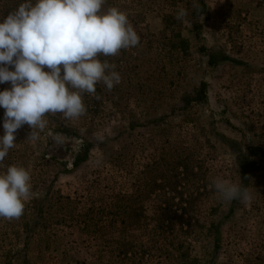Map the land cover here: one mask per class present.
Instances as JSON below:
<instances>
[{
  "label": "rangeland",
  "instance_id": "rangeland-1",
  "mask_svg": "<svg viewBox=\"0 0 264 264\" xmlns=\"http://www.w3.org/2000/svg\"><path fill=\"white\" fill-rule=\"evenodd\" d=\"M113 7L140 37L99 57L121 82L84 93L80 117L46 114L35 140L24 125L0 162L31 176L22 215L0 218V264H264V0ZM243 176L250 203L212 186Z\"/></svg>",
  "mask_w": 264,
  "mask_h": 264
},
{
  "label": "clouds",
  "instance_id": "clouds-1",
  "mask_svg": "<svg viewBox=\"0 0 264 264\" xmlns=\"http://www.w3.org/2000/svg\"><path fill=\"white\" fill-rule=\"evenodd\" d=\"M105 0H22L0 19V162L16 144V132L32 128L29 140L46 128L48 113L77 118L86 111L83 94H95L102 82L111 91L121 82L116 65L99 57L134 48L140 37L126 13L103 11ZM45 68L49 69L48 71ZM30 172L9 165L0 172V218L22 215L31 195ZM224 201L250 203L251 190L229 179L212 181Z\"/></svg>",
  "mask_w": 264,
  "mask_h": 264
},
{
  "label": "trees",
  "instance_id": "trees-1",
  "mask_svg": "<svg viewBox=\"0 0 264 264\" xmlns=\"http://www.w3.org/2000/svg\"><path fill=\"white\" fill-rule=\"evenodd\" d=\"M182 42H184V41H182ZM101 146H102V144H101ZM93 147V145H91V144H89V143H86V145H85V153H84V155L83 156H81V157H78V159H77V163H75V167L77 166H79V163H81V162H83V158L85 157V155L87 154V153H89L90 152V149ZM245 170V172H247L246 171V169H244ZM244 172V173H245ZM244 177V186H247V181H246V178H245V176H243Z\"/></svg>",
  "mask_w": 264,
  "mask_h": 264
}]
</instances>
